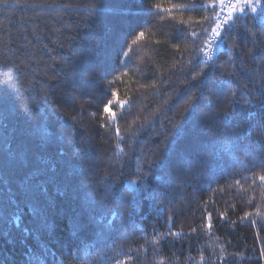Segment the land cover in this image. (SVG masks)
Listing matches in <instances>:
<instances>
[{"label":"trees","instance_id":"1","mask_svg":"<svg viewBox=\"0 0 264 264\" xmlns=\"http://www.w3.org/2000/svg\"><path fill=\"white\" fill-rule=\"evenodd\" d=\"M42 2L0 0V81L5 79L3 72L11 69L9 83L20 94L9 97L16 111L6 121L7 131L0 129V264H31L29 254L42 255L45 249L54 252L63 264H264L259 258L264 250V229L251 225L253 219L264 223V183L258 179L259 175H264V169L260 167L264 164V137L256 131L250 139L241 141L235 160L231 156L213 158L206 167L195 171H181L173 163L168 195L157 205L163 208V215L149 211L144 202L142 212L148 214L142 221L138 219L141 228L127 227L125 231V215L124 220L114 221L117 231L107 240L94 242V229L91 228L74 234L73 217L80 211L79 201L71 192L61 195L57 191L63 188L60 181L70 167H82L83 174L77 186L84 192H94L99 204L104 191L102 181L106 177L110 185H116L117 193L125 190L124 182L136 178V156L142 154V167L147 170L148 163L161 159L164 148L174 139L171 160L175 161L181 153L193 160L199 157L205 141L200 129L207 132L213 127L214 110L204 108L203 112L197 113L183 110L187 98L182 91L187 86L183 77L191 68L186 60L194 53L190 51L192 45L185 43L192 39L186 36L187 29L184 33L176 29L184 28L180 21H185L199 30L196 22L205 12L175 11L164 14L163 22L157 17L152 21L154 27L133 46L128 68L119 66L116 53L122 43L124 50H128L131 39L144 30L146 9L153 4L168 7L173 2L199 4L207 0H107V7L116 11L102 13L94 26L90 24L89 27L82 24L90 0H65L80 6L71 14L17 7L18 4ZM120 10L127 11L120 14ZM133 29V35L123 42L124 34ZM34 32L43 33L42 43L52 51L44 49L41 42L34 39ZM69 34L75 35L76 39L69 41ZM251 40L247 35L239 38V56L245 64L256 68L257 64L249 60V49L253 47ZM54 41H64L70 49L76 50L77 55L71 61L75 75L64 76L62 73L59 78H54L58 64L45 68L43 63L38 66L33 62L42 54L44 60L52 64V58L60 51ZM174 45H179V51ZM235 52L234 49V55ZM227 59L228 54L221 49L219 60ZM89 65L95 75L90 76L84 71ZM124 71L128 75H122ZM116 75L121 78L114 80ZM29 79L33 86L25 91ZM110 80L114 82L109 84ZM188 80L191 81V75ZM252 80L258 87L259 77L253 76ZM47 87H51L48 104L52 107L43 101ZM113 91L119 100L128 103L124 109L114 105L117 123L101 128L100 124L107 120L103 106L112 98ZM207 95L205 93V100ZM205 100H200L202 108ZM25 104L34 109L33 124L43 117L49 121L51 131L65 135L63 144L51 145L46 153L53 157L61 154L64 165L52 174L56 180L48 183L50 206L43 198L40 200L51 230L39 228V220L30 213L29 201L21 191L25 177L35 167V154L39 151L30 136V126L23 118ZM121 112L123 119H120ZM177 122L185 129L179 138H175ZM239 123L247 127L243 120ZM117 127L124 138L122 141L117 138ZM73 132L76 137L70 143L68 137ZM21 148L29 156L16 160L14 154ZM121 163L125 165L123 168ZM39 179L47 181L48 176ZM237 181L241 183L237 184ZM17 208L21 215L19 227L9 223ZM209 212L212 213L213 228L211 234L206 235L203 229ZM223 212L227 214L226 221L219 218V213ZM245 213L250 214L249 218L242 221ZM193 228L195 232H192ZM24 229L28 230L27 235ZM171 232L181 235L173 237ZM157 233L167 235L165 239L157 238L158 242H153ZM81 241L92 247L85 252ZM45 264H51L50 258Z\"/></svg>","mask_w":264,"mask_h":264},{"label":"snow or ice","instance_id":"2","mask_svg":"<svg viewBox=\"0 0 264 264\" xmlns=\"http://www.w3.org/2000/svg\"><path fill=\"white\" fill-rule=\"evenodd\" d=\"M17 7L22 9H40L41 11L50 9L56 12L71 14L76 12L80 6L71 2H65V0H61L59 3L43 0L42 3H24L18 4ZM186 9L203 10L205 12L203 18L196 22L199 30L185 21H180L184 25V28L176 29L180 33H184V29H187L186 36L192 39L190 41L186 40L185 43L192 45L190 51L194 53V55L189 56L186 60V64L190 65L191 68L189 73L183 77V82L187 85L182 90L187 97L183 110L189 113L203 112L204 108L214 110L212 117L213 127L207 132H204L203 128L200 129L205 136L201 154L196 160L190 159L182 153L177 154L175 161L171 160L170 157L173 154L175 144L174 139L164 148L161 159L151 160L148 163L147 170L142 167L144 160L142 159V154H139L136 156L137 166L134 169L136 178L125 181V190L117 193L115 190L116 185H110L106 177L102 181L104 191L101 193L102 200L99 204L95 199L94 192H84L82 187L77 186V181L83 174L82 167H70L63 180L60 181L63 188H58L57 191L61 195L71 192L79 201L80 211L73 217L74 234L87 232L91 228L94 229V242L107 240L114 231H117L114 221L124 220L125 215L127 219L125 231L127 227L141 228L138 219L142 221L148 214L142 212L144 202H147L149 211H155L158 216L163 215V208L157 205L162 201L163 197L168 195L167 188L172 176L171 168L173 163L177 164L181 171H195L197 168L206 167L209 160L213 158L223 159L231 156L235 160L237 159L235 152L240 148L241 141L250 139L253 131L258 132L260 137H264V71H262L264 70V0H207V2L199 4L173 2L168 7H164L161 3H155L146 9L147 15L144 19V30L139 31L131 39V43L127 45L128 50H124L123 43L120 45L116 53L119 66L122 68L129 67L132 60L130 53L133 50V46L144 39L146 31L149 28L154 27L152 24L153 20L159 17L160 21L163 22L164 14L170 15L175 11ZM114 11L116 10L107 7V0H90V6L86 9V16L83 18L82 26L89 27L90 24L94 26L95 20L102 13H112ZM124 11L127 10H120V14H123ZM134 31L135 29L126 32L123 36V42H127ZM42 35V32H34V39L40 41L44 49H48V45L42 43ZM242 35L252 38L251 43L253 47L249 49V60L257 64L256 68L245 64L239 56V38ZM75 39V35L69 34V41H74ZM197 40L199 43H197ZM53 43H55L56 49L60 51L57 52V56L52 58V64L45 61L42 54L34 58L33 62L38 66L43 63L45 68H52L58 64L59 67L53 73L54 78H59L62 73L64 76H67L69 73L75 75L76 69L73 67L71 61L77 55L76 50L70 49L69 44L64 41H54ZM174 47L179 51V45H174ZM221 49L228 54V59L223 62L219 60ZM234 49L236 50L235 55L233 54ZM48 50L52 51V49ZM29 55L30 57L33 56L31 52ZM196 69H199V71H196ZM116 70L113 69V71ZM84 71H87L90 76L95 75L91 65L84 69ZM10 72L11 69L8 72H3L5 79L0 81V129H3L5 132L7 131L6 121L9 115L16 111L15 105L10 104L9 97L13 95L18 97L20 95L9 83L11 80ZM122 75L126 76L128 72L124 71ZM188 75H191V81L188 80ZM253 76L259 77L260 84L258 87L253 85ZM120 78V75H116L114 80H119ZM82 80L83 77L81 75ZM192 81H195V83H192ZM241 81H244L243 85ZM113 82V80H110L109 84ZM161 83H167V81H161ZM32 86L33 81L29 79L25 86V91ZM50 92L51 87H47L43 96L45 104H48V93ZM205 93L208 94L206 100ZM111 96L112 98L103 106V113L106 115L107 120L100 124L101 128L112 127L117 123L118 118L117 112L113 110L114 105H119L121 109H124L128 103V101L119 100L115 91L111 93ZM200 100H205L203 108L201 107ZM48 107H52V105L48 104ZM44 111L47 112V109H44ZM34 115V109L30 105H23V118L30 126V136L39 151L35 154V167L25 177L21 191L29 201L30 213L39 220V228L51 230L47 213L45 208L41 206L40 200L43 198L50 206L51 198L48 197V183L56 180V177L52 174L56 173L57 169L62 168L64 165L62 164L61 154L53 157L46 153L51 145L57 143L63 144L65 142V135L63 132L51 131L49 121L43 117L33 124ZM123 118L124 113L121 112L120 119ZM241 120L244 121L247 127L240 125L239 121ZM174 126L178 128L175 138H179L184 134V126L179 122ZM116 134L118 140L122 141L124 139L118 127ZM75 137L76 133L73 132L68 137V141L70 143L73 142ZM259 143L257 141V144ZM117 149L120 151L119 145H117ZM245 151H247V147ZM28 156L29 153L23 148L18 149L14 154L16 160L28 158ZM120 166L123 168L125 165L121 163ZM260 167L264 169V164ZM157 173H159V176L156 175ZM43 175L48 176L47 181L39 179ZM150 177L153 179L150 180ZM258 179L264 183V175H259ZM236 183L240 184L241 182L237 181ZM249 215V213H245L241 220H247ZM219 218L221 221H226V212L219 213ZM205 219L207 223L203 231L206 235H210L213 228L212 213L209 212ZM171 220L172 217L169 216V221ZM9 223H15L17 227L20 226L21 215L19 208L11 216ZM232 223L235 224V221H232ZM251 225L264 229V223H259L255 219L251 220ZM195 231L196 229L193 228L192 232ZM24 233L27 235L28 230L24 229ZM170 234L173 237L181 235L178 232H171ZM166 235L167 233H157L153 242H158V239H165ZM124 238L126 239L127 236ZM81 243L84 245L85 252L88 248L92 247V245L84 241H81ZM221 247L223 246L221 245ZM49 258L51 264H63V261L48 249H45L42 255L29 254L31 264H45V260ZM259 258L264 261V250H261Z\"/></svg>","mask_w":264,"mask_h":264}]
</instances>
